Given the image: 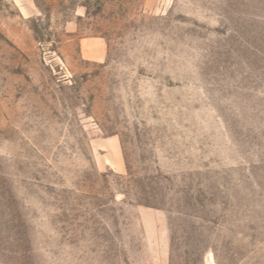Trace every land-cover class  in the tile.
<instances>
[{
    "label": "rangeland",
    "instance_id": "374dc122",
    "mask_svg": "<svg viewBox=\"0 0 264 264\" xmlns=\"http://www.w3.org/2000/svg\"><path fill=\"white\" fill-rule=\"evenodd\" d=\"M0 264H264V0H0Z\"/></svg>",
    "mask_w": 264,
    "mask_h": 264
}]
</instances>
